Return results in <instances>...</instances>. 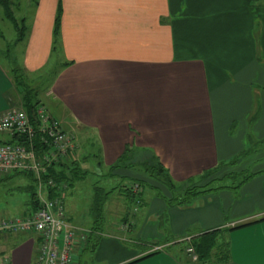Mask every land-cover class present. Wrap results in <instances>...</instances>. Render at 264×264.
I'll use <instances>...</instances> for the list:
<instances>
[{"label":"crops","instance_id":"crops-1","mask_svg":"<svg viewBox=\"0 0 264 264\" xmlns=\"http://www.w3.org/2000/svg\"><path fill=\"white\" fill-rule=\"evenodd\" d=\"M12 1L27 28L18 40L14 26L20 72L28 77L55 59L45 93L51 110L45 107L85 138L103 166L129 149L134 164L157 158L177 183L221 163L227 170L218 179L231 172L245 179L240 188L235 181L213 186L188 204L168 203L181 193L165 187L162 197L152 198L136 239H127L130 231L102 234L94 253L99 249L107 264H145L151 256L138 259L151 252L144 251L146 245L165 239L169 246L222 229L233 245L231 259L217 264H264V145L258 148L264 143V9L252 5L264 0ZM10 87H0V114L12 105L14 78ZM116 173L150 179L137 167ZM161 215L166 233L159 228ZM4 234L0 264L35 263L36 235L21 233L6 244ZM238 250L242 258L236 260ZM172 252L160 264L180 263Z\"/></svg>","mask_w":264,"mask_h":264},{"label":"rangeland","instance_id":"rangeland-1","mask_svg":"<svg viewBox=\"0 0 264 264\" xmlns=\"http://www.w3.org/2000/svg\"><path fill=\"white\" fill-rule=\"evenodd\" d=\"M25 1L22 0L20 5H24ZM257 8H263V3L252 4ZM22 9V8H21ZM0 8V31L3 33L4 38L0 36V87H4L2 90H11L10 83L14 76L21 74L23 80L26 84V88L30 89L31 95L30 99L34 102L39 101L41 106L45 105L51 110V106L49 104V100L46 97V92L48 88L52 84L53 80V68L58 66V63L55 62V59H51L49 64L44 67V69L37 71L35 73H29L28 77L24 75V72H20L19 68L22 64V56L21 52L18 50L19 48L15 47L14 42L17 37V32L15 29V25L12 21L5 16V13ZM17 10L15 11V13ZM23 12H18L15 14L16 18H19ZM31 16V15H30ZM30 24V22H27ZM62 64V63H61ZM59 64V66H61ZM18 69V71L16 70ZM20 76V77H21ZM19 78V77H18ZM7 82V83H6ZM6 83V85H5ZM7 87V88H6ZM23 95L24 91L21 90V87H16L14 91L11 92V96H13V101H11L9 109H25L23 107ZM45 109L49 112V110L45 107ZM50 113V112H49ZM51 114V113H50ZM52 115V114H51ZM57 115V114H56ZM59 116V115H57ZM65 130L70 135H73L75 138V157L81 162V166L86 171L85 177L81 180L76 181V183L70 187L69 189H65L66 191L62 194V199L64 205L66 206V210L68 212V217L71 224L76 227L78 230H81L88 233V230L92 228L94 225L99 223L103 228L104 236H124L125 233H132L129 238L136 239L138 233H140L143 225V215L148 213L147 209L152 203L153 197H158V191L149 186H145L143 193L146 197L147 203L138 204L135 199L130 197L127 191H122L124 186L132 185V180L110 177L107 174L109 173V166L98 165V159L94 157L88 149L86 145V140L83 138L81 134H79L76 130H73L71 126L65 125L62 123ZM73 132V133H71ZM0 137H5L8 139L10 136L5 133H0ZM82 137V138H81ZM260 145L258 148L262 147ZM250 148V147H249ZM255 150V149H253ZM241 154L237 157L230 158L227 161L234 160L236 158H241ZM141 160V161H140ZM151 157H145L143 160L140 158L138 160H134L137 168L142 170L141 163L145 161L150 162ZM231 169V168H229ZM227 169L219 170L216 174L222 175ZM118 169L116 170V172ZM115 172V173H116ZM142 175L138 176L141 178ZM143 177V176H142ZM148 180V179H147ZM151 185H157L161 187V190L165 188V185H162L159 181L149 179ZM200 176H194L190 181L179 183V186H182L180 190L184 188H188L192 184L199 183ZM238 185L241 180H234ZM201 183H204L201 181ZM225 183L236 185L232 180L225 181ZM32 185L31 179L25 174H5L0 175V221L7 217H16V216H25L27 215V209L22 212L26 206V202L30 199V191H28V186ZM220 182H214L210 186H220ZM102 187L104 192L109 191L115 188L114 192L110 195L108 200H106L104 209H103V222H100L98 216L93 212V201L95 195V187ZM134 186V184H133ZM65 188V187H64ZM137 185L135 184L134 188L135 192H137ZM240 188V186L238 187ZM168 189V188H167ZM162 194H165V190H162ZM175 194L178 191H173ZM162 197V196H160ZM163 200L164 197L162 198ZM170 199V198H168ZM167 199V201H168ZM166 202V200H165ZM135 216V217H133ZM136 218V219H135ZM102 220V219H101ZM138 221V222H137ZM136 222V225H135ZM159 228L163 229L167 225V220L165 215H161V218L158 220ZM135 227V228H134ZM132 230V231H131ZM165 231V230H164ZM163 231V232H164ZM5 232L4 236H2V240L6 244H12L10 241L14 242L18 239V234L23 232L17 231H7L5 229L0 228V233ZM129 233V234H130ZM166 233V231H165ZM222 233V232H221ZM217 237V245L212 251V256L207 261H201L199 258V254L195 249L193 244L192 237L189 240H180L176 244L171 245H163L162 243L165 239H160L158 244L163 246V251L159 252L156 255H153L149 258L142 260L141 262L145 264H160V263H168V260L165 255L166 251L173 250L172 254L180 263L178 264H217L228 261L227 254L231 259V248H232V239H229L225 233H222ZM231 240V243H230ZM154 247H151V251ZM226 253L224 255L223 253ZM161 253V254H160ZM162 255V256H161ZM163 255H165L163 257ZM102 253L98 251L94 253L90 249L85 252H80L74 259L73 264H107L106 261L101 258ZM234 258L239 260L242 258L241 250H238L234 254ZM254 259V258H253ZM139 262V263H141ZM138 263V262H137ZM136 263V264H137ZM176 263V262H175ZM247 264V263H245Z\"/></svg>","mask_w":264,"mask_h":264},{"label":"trees","instance_id":"trees-1","mask_svg":"<svg viewBox=\"0 0 264 264\" xmlns=\"http://www.w3.org/2000/svg\"><path fill=\"white\" fill-rule=\"evenodd\" d=\"M13 1L12 0H0V6L3 8L5 16L9 18L12 23L15 25L17 31H18V40H22L25 33H26V25L25 21L21 20L19 21L13 11H12V6ZM59 29V19L56 21L55 25V32L58 33ZM18 71V69L16 68ZM20 70V69H19ZM21 74H18L14 76V79L19 87H21V90L24 91L23 95V107L27 111L29 117L31 118L32 123L34 124L35 128L38 130L37 126L39 124L38 122V108L41 106L40 102H34L30 99V89H27L26 84L23 80V77ZM19 77V78H18ZM2 133V132H0ZM8 134V133H5ZM10 136L9 140L1 141L2 142H10V143H19L22 146H25L27 149L34 150V152L39 155L43 156L45 151H47V145L43 141V135L39 132L36 131L33 136H29L27 133H15L14 135L8 134ZM129 149L125 151V154L120 157L114 164L109 166V173L107 174L110 177H116L118 176L116 172L117 169L119 168H124V167H136L134 166V163L132 162V159L128 157ZM75 150L69 152L67 158L65 159H60L57 162H53L49 164V166H46L45 172L41 174V181L44 183L46 186L43 184V188H39V180L31 173L28 171H20V170H14L11 171L8 174H25L28 176L31 181L32 185L28 186V191H30V199L28 200L27 203V213L30 214L31 212H34L42 207V194L44 193V197L48 199H52L55 197H60L62 200V205L64 206V202L62 199V194L72 187L76 181L81 180L82 178L85 177L86 171L83 172V168L81 166V162L76 159ZM94 155V154H92ZM75 156V157H73ZM98 159V165H102V160L100 157H96ZM238 159L232 160L229 164L232 166L237 163ZM45 165H48L46 161H44ZM142 169L144 170L145 174L148 175V177L151 179H155L159 181L162 185H165L164 187L168 188L171 191H178V193H181L179 195H173V198L168 199V203L170 204H188L190 203L193 198L197 197L198 195L202 193H206L209 191L216 190V187H212L214 182H220L221 185L219 188H224L223 183L228 180L234 181L237 179V177L240 175L239 173H228L225 174L221 179H218L215 175L219 170H222L226 165V163H221L218 167L215 169H209L203 172V174L200 175V181L199 183L192 184L188 188H184L180 190L182 186H179V183L175 182L172 178L171 175L169 174V171L166 169L164 165L161 164V162L157 158H151L150 162L145 161L142 162L141 164ZM250 176H246L245 178L247 179ZM120 178H128L126 176L120 175ZM49 179H52L55 183L54 186L48 185ZM129 180H132V185L130 186H124L122 188V191H127L130 197L134 198L136 203L138 204H144V187L149 186L151 188H154L155 190L158 191L159 196H163L162 190L160 186L157 185H151L148 180L141 179V178H128ZM192 179V178H191ZM189 179L188 181H190ZM203 181L204 183H201ZM245 182V179L240 181V183L237 185L240 186L242 183ZM135 184L137 185V192H135L134 186ZM65 187V188H64ZM115 188L105 191L103 190L102 187H95V195H94V201H93V212L95 213L96 216L100 219V222H103V209L106 203V200L110 197V195L114 192ZM66 189V190H65ZM43 193L41 194V192ZM66 210V209H65ZM67 212V211H66ZM68 215V212H67ZM69 219V218H68ZM102 219V220H101ZM250 224V223H249ZM244 225H239L236 226L235 228H239ZM222 229H214L210 231H206L202 233L201 235L195 237L193 239V244L195 246L196 251L199 254V258L201 261H207L211 256H212V251L217 245V237L220 235V231ZM103 234V228L99 223L94 225L87 233V238L85 241V244L83 245L82 248V253L85 252L86 250L90 249L91 251H94L97 245L99 244L100 239L102 238ZM180 242V241H179ZM145 246V245H144ZM154 247V246H153ZM151 249L150 245H146L145 250L146 253ZM163 250H155L148 252L146 255L141 257L138 260H142L146 257L155 255ZM226 255L225 251L223 253ZM227 259H229L228 254L225 256ZM137 260L133 261L136 262ZM131 262V263H133ZM130 264V263H129Z\"/></svg>","mask_w":264,"mask_h":264},{"label":"built area","instance_id":"built-area-1","mask_svg":"<svg viewBox=\"0 0 264 264\" xmlns=\"http://www.w3.org/2000/svg\"><path fill=\"white\" fill-rule=\"evenodd\" d=\"M37 114L38 130L25 109L14 108L0 114V132L11 135L27 133L33 136L39 131L47 145V151L43 156H39L34 150L27 149L19 143H0V175L14 170H25L39 180V188L42 189L46 185L41 181V174L45 172L46 166L67 158L69 152L75 150V138L44 106L38 108ZM44 161L48 165H45ZM48 185L54 186L55 183L49 179ZM42 199L40 209L25 216L4 218L0 221V228L36 235L34 264H73L75 257L82 251L87 234L71 224L60 197L48 199L43 193ZM185 239L189 240L191 237ZM162 249V245L153 248Z\"/></svg>","mask_w":264,"mask_h":264}]
</instances>
